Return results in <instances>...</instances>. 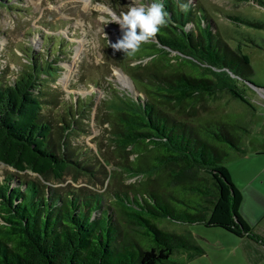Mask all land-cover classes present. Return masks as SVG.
Returning <instances> with one entry per match:
<instances>
[{
  "label": "trees",
  "instance_id": "16d2710c",
  "mask_svg": "<svg viewBox=\"0 0 264 264\" xmlns=\"http://www.w3.org/2000/svg\"><path fill=\"white\" fill-rule=\"evenodd\" d=\"M163 3L170 22L126 56L142 96L115 90L106 100L118 166L141 176L116 186L108 198L53 185L69 175L74 181L93 176V162L103 170L106 165L72 143L76 130L85 131L78 125L85 117L82 98L59 116L44 113L59 104L48 87L57 67L28 51V64L14 79L0 70V163L15 170L0 181V264H187L173 254L204 252L188 235L160 228L162 218L252 234L239 213L241 191L224 165L231 151L244 152L239 131L247 130L230 114L226 121L207 112L222 90L250 104L238 82H250L254 70L197 3ZM23 171L37 176L26 179Z\"/></svg>",
  "mask_w": 264,
  "mask_h": 264
},
{
  "label": "rangeland",
  "instance_id": "374dc122",
  "mask_svg": "<svg viewBox=\"0 0 264 264\" xmlns=\"http://www.w3.org/2000/svg\"><path fill=\"white\" fill-rule=\"evenodd\" d=\"M189 1V0H187ZM206 14L222 39L235 51L247 55L254 70L251 87L238 82L250 104L232 97L227 91H218L210 99L208 116L226 120L232 115L247 131H239L240 140L248 144L264 138V0H190ZM132 0H0V70L7 80L14 79L17 70L28 64L25 54L34 53L37 58L46 57L50 65L56 66L55 78L48 87L58 97L59 104L48 105L44 113L53 117L82 98L78 125L85 131L72 136V143L87 147L103 165L104 170L93 162V176L73 175L61 184H53L68 190L72 187L87 188L102 193L107 198L116 186L137 182L141 176L130 177L118 166L119 160L110 137L109 124L105 122L109 104L107 98L115 90L128 96H142L141 86L135 85L129 76L128 58L121 52H113L107 39L115 42L122 35L116 23L105 25L110 9L117 14L126 12ZM137 5L146 0H134ZM195 20V19H194ZM29 51V52H28ZM147 59H144L145 62ZM139 61H130L134 65ZM123 66L124 69H122ZM87 102V103H86ZM80 108V107H79ZM78 108V109H79ZM233 151L224 165L230 169L233 182L242 185L260 168L233 158ZM232 155V157H231ZM134 155L130 156V160ZM252 159V158H250ZM254 159V158H253ZM259 159V158H255ZM106 171V173H103ZM12 167L0 163V181ZM26 179H35L28 171L19 173ZM117 188V187H116ZM243 216L244 213L240 211ZM165 230L183 233L203 249L178 251L174 259L187 264H250L242 244L232 235L220 229H208L202 224L175 222L168 218L157 220ZM264 228V221L261 222ZM189 257H188V255ZM264 264V260L260 263Z\"/></svg>",
  "mask_w": 264,
  "mask_h": 264
},
{
  "label": "crops",
  "instance_id": "0c3cea01",
  "mask_svg": "<svg viewBox=\"0 0 264 264\" xmlns=\"http://www.w3.org/2000/svg\"><path fill=\"white\" fill-rule=\"evenodd\" d=\"M240 142L244 152H233V158H237L240 162L260 165V168L241 188L233 182L232 174L228 168L232 182L241 191L242 195L239 213L240 211L244 213L245 216L242 213L240 215L251 227L252 234L237 236L222 231L232 235L236 241L242 244L244 254L250 264H260L264 260V228L261 226V222L264 221V138L257 142L250 141L248 144H246L247 141L241 138Z\"/></svg>",
  "mask_w": 264,
  "mask_h": 264
},
{
  "label": "clouds",
  "instance_id": "9594fccd",
  "mask_svg": "<svg viewBox=\"0 0 264 264\" xmlns=\"http://www.w3.org/2000/svg\"><path fill=\"white\" fill-rule=\"evenodd\" d=\"M180 7L182 11L188 10V4H181ZM101 19L105 25L109 23L119 25L122 33L119 39L113 43L108 40L106 34L105 38L114 53L122 52L124 56L134 55L142 44L153 41L161 28L170 22L163 0H152L150 4L140 5L132 0L126 12L117 14L109 9L107 17Z\"/></svg>",
  "mask_w": 264,
  "mask_h": 264
},
{
  "label": "water",
  "instance_id": "95a60500",
  "mask_svg": "<svg viewBox=\"0 0 264 264\" xmlns=\"http://www.w3.org/2000/svg\"><path fill=\"white\" fill-rule=\"evenodd\" d=\"M248 85H250L251 87H254L253 84L251 82H246ZM262 94L264 96V89H262Z\"/></svg>",
  "mask_w": 264,
  "mask_h": 264
}]
</instances>
